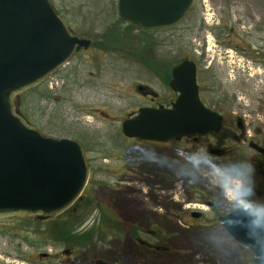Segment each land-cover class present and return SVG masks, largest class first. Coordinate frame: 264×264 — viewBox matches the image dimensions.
Instances as JSON below:
<instances>
[{"label": "rangeland", "instance_id": "obj_1", "mask_svg": "<svg viewBox=\"0 0 264 264\" xmlns=\"http://www.w3.org/2000/svg\"><path fill=\"white\" fill-rule=\"evenodd\" d=\"M211 1L213 4L219 3V0ZM51 2L72 30L90 39L91 43L85 51L71 57L50 79L22 92L20 111L44 135L70 138L81 144L87 160L92 165L83 196L90 195L104 202L106 200L104 197L108 195L106 191L108 179L106 173L102 171V166H105L108 160L116 169L119 159L123 158L122 149L126 148L125 145H133L121 137L119 123L133 116L143 103L133 89V82L149 80V73L140 67L134 53L140 52L148 62L151 59L149 48L153 45L158 58L167 57L171 61L172 59L179 61L191 56L195 59L193 49H197L196 28L186 30L187 20L171 28L159 30L145 31L127 26L126 22L119 20L116 0H51ZM196 7L197 5L188 14L189 21L197 22ZM229 12L234 20L244 21L243 26L235 27L236 33L244 38L239 39L246 42H261L260 38L264 37L259 21L261 15L255 9L249 7L245 10L240 3H234ZM112 23L118 24L120 33L124 27L127 28L122 32L118 42H106L103 38V34ZM245 33L249 35L246 39ZM143 44L147 45V48ZM197 146L199 145L185 142L170 144L172 155L175 157H182L186 149ZM145 147L155 149L157 154L161 149L149 144ZM126 153L135 155L132 151ZM260 161L264 159L260 158ZM255 179L257 190L264 191V177ZM131 180L133 181H122L117 176L110 178L114 189L119 188L118 191H110L108 196L111 202L121 205L122 214L126 213L135 219L142 220L144 214L150 213L160 215L157 216L159 222L154 223L151 216L149 220L153 221L152 225L143 226L141 229L156 231L160 229L161 236H167V241L162 244L171 247V252L154 257L150 251L135 243L134 238L127 233L128 228L120 234L110 230V235L105 240L95 236L93 240L84 242L82 250L80 249L83 260L82 262L78 260L77 264H89L96 258L109 259L115 264H214V261L204 257L190 242L193 233L208 217L205 215V219L196 221L185 213L197 209H201L204 214L208 209H214L218 215L221 213L224 201L222 199L217 201L215 198L210 186L211 178L205 183L188 184L182 183L172 175L169 189H165L167 184L157 179L155 181L159 183L151 184L150 187H146L145 182L143 185L136 183L137 179ZM124 186L129 189L124 190ZM203 196H209L214 202L211 208L201 201ZM155 198L163 204H169L171 209L168 211L166 206L157 205L156 209L149 210ZM144 201L146 205L142 203ZM175 205H179L178 208ZM181 212L184 213L181 217L186 220L185 222L178 219L177 215ZM96 217V213L92 211L84 219V225H95V229L99 231ZM144 220L145 218L142 223ZM140 237L146 239L142 233ZM6 239L8 240L7 236H0V242ZM11 240L17 244L18 239ZM3 249L4 247L0 248V251ZM0 261L5 264L4 259Z\"/></svg>", "mask_w": 264, "mask_h": 264}, {"label": "flooded vegetation", "instance_id": "obj_2", "mask_svg": "<svg viewBox=\"0 0 264 264\" xmlns=\"http://www.w3.org/2000/svg\"><path fill=\"white\" fill-rule=\"evenodd\" d=\"M218 2L213 4L211 0H193L178 22L187 20L186 30L196 28L197 49H193L195 59L188 56L172 65L169 58H158L154 46L150 45L149 65L135 58L140 63V67L149 73V80L133 82V89L143 101L137 110L140 107H170L177 96V92L169 85L172 69L185 59L191 60L196 68L199 100L207 109L219 116L220 128L213 133L186 136L166 142L128 138L120 129L121 137L133 145H125L126 148L122 149L121 157L123 158L119 159L116 169L108 160L107 162L104 160L107 164L102 166V171L106 173L108 179L106 182L108 195L110 191L119 190V188L114 189L110 183V178L116 176L122 181L130 182L133 181L131 179H137L136 183L142 185L146 183V187L163 182L167 184L165 189H169L172 174L168 171L164 158H171L173 150L170 144L176 142L205 146L209 157L215 160L236 159L248 154L255 166V177H264V161H260V158L264 159V37L260 38L261 42H246L239 39L244 38L236 33L235 27L243 26L244 21L234 20L229 12L234 3H240L245 10L252 7L261 15L259 21L261 32L264 33V0H219ZM196 5L197 22L189 21L187 16ZM178 23L148 30L168 29ZM118 29L117 26L115 30L119 31ZM244 37L246 39L249 35L245 33ZM83 51L85 49L76 51L72 57ZM165 60L170 62L169 67L166 62L168 70L161 65V61ZM168 72L169 75H167ZM147 144L161 148L158 152L160 158L158 162H150L147 157L135 152L138 146ZM130 151L135 155L126 153ZM88 164L90 176L92 165L89 161ZM85 188L77 199L80 203L74 206L76 200L72 204L70 218H60L69 208L48 221H39L33 216L0 218V236L8 238L0 242V248L4 247L0 251V259H4L5 264H77L78 260L79 262L83 260L80 249L82 250L84 242L93 240L95 236L105 240L110 235V230L120 234L126 228L135 243L150 251L154 257L171 252V247L162 244L167 241V236H161L160 229L158 231L141 229L143 226L152 225L153 221L159 222L157 216L160 215L144 214L145 217H142V220L144 218L145 220L142 223V220L129 217L126 213L122 214L121 205L112 203L108 195L104 197L105 203L90 195L83 196ZM123 189L127 191L129 187L124 186ZM134 192L138 193V191ZM258 192L264 195V191L258 189ZM201 198L208 208L213 206L214 202L209 196ZM142 203L146 205L145 201ZM157 205L166 206L168 211L171 209L169 204H163L155 198L149 210L156 209ZM178 206L175 205L176 208ZM92 211L96 213V226H99L97 227L99 231L95 229V225L85 226L83 223ZM198 212L200 214L197 215ZM185 213L196 221L205 219L201 209ZM183 214L181 212L177 216L179 221L185 222L186 220L181 217L184 216ZM151 216L154 218L153 221L149 220ZM217 218H220V214ZM141 233L146 236V239L140 237ZM12 238L18 239L17 244L12 242ZM98 259L108 264H115L104 258H96L89 264H95ZM0 264L4 263L0 261Z\"/></svg>", "mask_w": 264, "mask_h": 264}, {"label": "water", "instance_id": "obj_3", "mask_svg": "<svg viewBox=\"0 0 264 264\" xmlns=\"http://www.w3.org/2000/svg\"><path fill=\"white\" fill-rule=\"evenodd\" d=\"M192 1L116 0V8L125 22L155 29L178 23ZM90 43L51 0H0V218L48 221L81 196L89 177L81 144L44 135L21 113L20 94ZM169 85L177 92L171 106L140 107L122 121L124 136L166 142L218 131L219 116L199 100L193 61L176 64ZM232 214L239 217L240 210ZM95 264L108 263L98 259Z\"/></svg>", "mask_w": 264, "mask_h": 264}, {"label": "clouds", "instance_id": "obj_4", "mask_svg": "<svg viewBox=\"0 0 264 264\" xmlns=\"http://www.w3.org/2000/svg\"><path fill=\"white\" fill-rule=\"evenodd\" d=\"M135 152L153 163L160 159L153 148L138 146ZM164 162L182 183L200 184L211 178L215 198L224 201L220 218L214 209L207 210L208 219L193 233L191 244L214 264H264V195L257 190L250 156L215 160L205 146H197L186 149L182 157L171 154ZM233 209L240 210L239 217ZM238 228L243 236L237 234Z\"/></svg>", "mask_w": 264, "mask_h": 264}, {"label": "trees", "instance_id": "obj_5", "mask_svg": "<svg viewBox=\"0 0 264 264\" xmlns=\"http://www.w3.org/2000/svg\"><path fill=\"white\" fill-rule=\"evenodd\" d=\"M119 20L121 21V22H125L121 17H119ZM127 24V26H133V27H136V28H138V29H142V30H147V29H143V28H140L139 26H137V25H134V24H130V23H126ZM117 23H112V25L108 28V30H107V32L105 33V34H103V38H104V40H106V42H118L119 41V39L122 37V32L125 30V29H127L126 27H124V29L122 30V32L120 33V31H116L115 30V28L117 27ZM98 44V43H97ZM142 44V43H141ZM144 45V44H143ZM145 46V48H147V45H144ZM134 58H136V59H141L142 61H144L147 65H149V63L148 62H146L145 60V57L143 56V54H141L140 52H135L134 53ZM171 61V60H170ZM166 62H167V64H168V67H169V65H170V62H168V61H164V62H162L161 61V65H164V69L166 70H168V67L166 66ZM176 62H178V61H173V59H172V61H171V63H172V65L174 64V63H176ZM167 75H169V72L167 73ZM77 203H80V201L79 200H77L76 201V203H75V205L74 206H76V204ZM82 207V206H81ZM81 207L79 208V209H81ZM71 209H72V207H70L63 215H61L60 216V218H70L71 216L69 215V212L71 211Z\"/></svg>", "mask_w": 264, "mask_h": 264}]
</instances>
